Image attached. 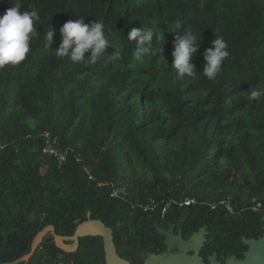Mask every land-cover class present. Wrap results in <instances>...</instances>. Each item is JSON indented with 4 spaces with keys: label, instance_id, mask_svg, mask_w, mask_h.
<instances>
[{
    "label": "trees",
    "instance_id": "trees-1",
    "mask_svg": "<svg viewBox=\"0 0 264 264\" xmlns=\"http://www.w3.org/2000/svg\"><path fill=\"white\" fill-rule=\"evenodd\" d=\"M21 2V12L38 13L39 36L24 62L0 68V264H105L100 238L80 239L65 254L50 233L21 260L47 226L71 246L87 215L112 230L130 264L166 251L155 225L180 226L185 239L205 227L204 262L213 254L242 259V238L264 230V97L248 99L253 86L264 87V0ZM14 3L0 0V17ZM81 16L105 25L120 61L107 59L111 48L91 65L57 57L60 28ZM176 20L200 35L195 77L170 68ZM141 27L163 31V54L127 40ZM215 34L229 55L209 81L200 73ZM45 132L57 137L64 162L42 154ZM183 197L201 204L170 207L163 217L138 207ZM227 198L232 211L211 209Z\"/></svg>",
    "mask_w": 264,
    "mask_h": 264
},
{
    "label": "clouds",
    "instance_id": "clouds-1",
    "mask_svg": "<svg viewBox=\"0 0 264 264\" xmlns=\"http://www.w3.org/2000/svg\"><path fill=\"white\" fill-rule=\"evenodd\" d=\"M21 0H15L14 7L9 8L0 17V68L5 66H18L24 62L31 51V45L39 36L35 27L39 15L35 11L21 12ZM85 17L69 20L60 28L62 42L55 54L59 58H66L72 64H95L105 55L106 49L114 51L107 54V59L116 63L122 59L120 49L106 34L105 25L102 22L94 21L91 24L84 22ZM169 30L177 33L174 39V51L172 52V68L177 78L195 77L197 71L192 62L198 51L197 36L187 30L179 21H174ZM54 30L50 28L43 36L44 48L50 50L53 44ZM128 41L135 42L138 51H148L153 56L163 54L165 42L163 31L153 28L140 29L132 28L127 36ZM212 47L205 50V66L202 74L209 81H214L222 72V66L229 55L228 44L222 36L215 34L211 42ZM163 61L167 64V62ZM168 65V64H167ZM169 66V65H168ZM264 97V87L253 86L248 92L249 101H258Z\"/></svg>",
    "mask_w": 264,
    "mask_h": 264
},
{
    "label": "water",
    "instance_id": "water-1",
    "mask_svg": "<svg viewBox=\"0 0 264 264\" xmlns=\"http://www.w3.org/2000/svg\"><path fill=\"white\" fill-rule=\"evenodd\" d=\"M262 222L264 224V217ZM155 228L159 236L164 238L163 245L166 251L162 254H149L142 264H264V230L262 236L257 239L242 238V243L246 247L242 259H236V257L231 256L220 262L216 259L217 255L213 254L207 258V262H204L200 252L208 234L205 227L193 233L187 240L183 239L181 231L175 234L174 226L172 225L167 230L158 225H155ZM47 233L53 236L56 247L65 254L74 253L79 246L80 239L88 237L100 238L102 240L105 264H130L129 261L118 256L113 242L112 230L100 220L91 219L89 215H87L85 221L76 226L73 236L68 238L73 243L71 246L64 245L63 239L55 234L54 228L47 226L34 238L30 254L21 260H27L33 254Z\"/></svg>",
    "mask_w": 264,
    "mask_h": 264
},
{
    "label": "built area",
    "instance_id": "built-area-1",
    "mask_svg": "<svg viewBox=\"0 0 264 264\" xmlns=\"http://www.w3.org/2000/svg\"><path fill=\"white\" fill-rule=\"evenodd\" d=\"M44 146L41 150L42 154L45 156L53 157L58 162L62 163L66 159V152H62L59 149L58 141L56 136H52L50 133L45 132L42 134ZM116 195V193H114ZM199 203L195 198L191 197H183L179 199H171L166 202L164 201H157L153 198H148L144 202L138 205L141 208L143 213L152 214V213H159L161 217L165 215L167 210L170 207H176L178 209L191 207ZM223 208L226 211H232V206L230 203V199H224L219 201L218 203L212 204L211 209L216 208Z\"/></svg>",
    "mask_w": 264,
    "mask_h": 264
},
{
    "label": "flooded vegetation",
    "instance_id": "flooded-vegetation-1",
    "mask_svg": "<svg viewBox=\"0 0 264 264\" xmlns=\"http://www.w3.org/2000/svg\"><path fill=\"white\" fill-rule=\"evenodd\" d=\"M168 227H169V225H168ZM168 227H167V228H163V227H161V228H163L164 230H167ZM178 231H181V233H182V229L180 228V226H178V227L174 226V233H175V234H178ZM182 236H183V233H182ZM183 239H185L184 236H183ZM187 239H188V238H187ZM187 239H185V240H187Z\"/></svg>",
    "mask_w": 264,
    "mask_h": 264
}]
</instances>
